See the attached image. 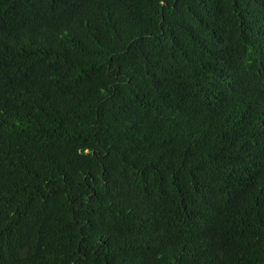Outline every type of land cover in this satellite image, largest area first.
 <instances>
[{
  "label": "trees",
  "instance_id": "16d2710c",
  "mask_svg": "<svg viewBox=\"0 0 264 264\" xmlns=\"http://www.w3.org/2000/svg\"><path fill=\"white\" fill-rule=\"evenodd\" d=\"M0 264H264V0H0Z\"/></svg>",
  "mask_w": 264,
  "mask_h": 264
}]
</instances>
